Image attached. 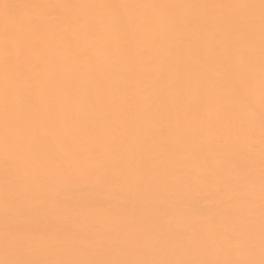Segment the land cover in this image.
<instances>
[{
	"label": "snow or ice",
	"instance_id": "snow-or-ice-1",
	"mask_svg": "<svg viewBox=\"0 0 264 264\" xmlns=\"http://www.w3.org/2000/svg\"><path fill=\"white\" fill-rule=\"evenodd\" d=\"M0 264H264V0H0Z\"/></svg>",
	"mask_w": 264,
	"mask_h": 264
}]
</instances>
